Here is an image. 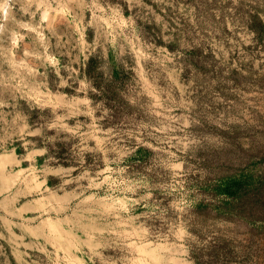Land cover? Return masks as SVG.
I'll use <instances>...</instances> for the list:
<instances>
[{
  "label": "rangeland",
  "instance_id": "374dc122",
  "mask_svg": "<svg viewBox=\"0 0 264 264\" xmlns=\"http://www.w3.org/2000/svg\"><path fill=\"white\" fill-rule=\"evenodd\" d=\"M0 264H264V0H0Z\"/></svg>",
  "mask_w": 264,
  "mask_h": 264
},
{
  "label": "bare ground",
  "instance_id": "6f19581e",
  "mask_svg": "<svg viewBox=\"0 0 264 264\" xmlns=\"http://www.w3.org/2000/svg\"><path fill=\"white\" fill-rule=\"evenodd\" d=\"M2 158H3V159L6 158L5 154L2 155ZM58 230H59V229H58ZM146 251H147V253L150 254L151 256L155 254L154 249H148V250H146Z\"/></svg>",
  "mask_w": 264,
  "mask_h": 264
}]
</instances>
